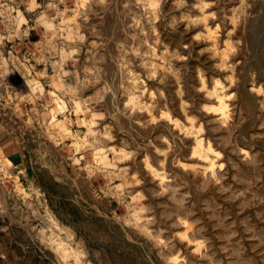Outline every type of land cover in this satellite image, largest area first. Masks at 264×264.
Instances as JSON below:
<instances>
[{
  "label": "rangeland",
  "instance_id": "rangeland-1",
  "mask_svg": "<svg viewBox=\"0 0 264 264\" xmlns=\"http://www.w3.org/2000/svg\"><path fill=\"white\" fill-rule=\"evenodd\" d=\"M0 264H264V0H0Z\"/></svg>",
  "mask_w": 264,
  "mask_h": 264
}]
</instances>
